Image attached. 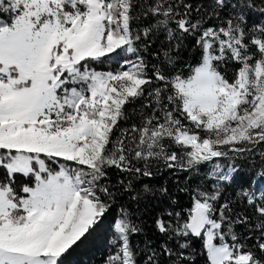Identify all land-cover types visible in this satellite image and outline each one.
Listing matches in <instances>:
<instances>
[{"label":"snow or ice","instance_id":"snow-or-ice-1","mask_svg":"<svg viewBox=\"0 0 264 264\" xmlns=\"http://www.w3.org/2000/svg\"><path fill=\"white\" fill-rule=\"evenodd\" d=\"M237 161L264 181V0H0V264H64L113 211L106 264H264Z\"/></svg>","mask_w":264,"mask_h":264},{"label":"trees","instance_id":"trees-1","mask_svg":"<svg viewBox=\"0 0 264 264\" xmlns=\"http://www.w3.org/2000/svg\"><path fill=\"white\" fill-rule=\"evenodd\" d=\"M192 2L195 3L196 0H192ZM250 19L255 21L260 20L261 17L258 15H252ZM194 43V41L190 40L185 44V48L188 49L184 53L185 57L193 56L197 52V49L194 46L189 47L190 44L194 45ZM97 67L98 70L108 71L115 70L117 65L114 63H105ZM132 107L139 110L138 104L133 105ZM129 111H131V109H129ZM130 123L131 121H129V124ZM237 167L241 171V183L246 182L249 178L257 179V186L261 191H264V181H259L258 177H252L253 169L249 164H245L242 161H237ZM210 171L211 165H207L203 167L198 175L193 174V179L191 180L192 186L195 187L197 184H203L205 182L203 177ZM185 175V173L181 172L174 177L170 174H164V170L162 169V175L156 177L153 183H155L157 186H159L161 183L165 185H175L178 180L179 184L183 185L186 181L184 179L178 178L184 177ZM112 178L115 180L116 176L113 174ZM172 191L173 193H176V198L181 204L185 206L189 204L188 194L178 192V189L175 186H173ZM160 207L161 205L157 200H146L145 203L141 205V211L137 212V216L143 220L145 231L143 234L133 236V243L137 247L142 248L146 240L155 237V233L152 231L153 218L158 213ZM115 216L116 212L113 211L103 227H101L97 232L93 233L83 243L79 244L78 247L74 246V249L70 250V252L66 254L64 264H106L108 256L114 251L113 246L110 244L111 232L108 228V224L111 223Z\"/></svg>","mask_w":264,"mask_h":264}]
</instances>
